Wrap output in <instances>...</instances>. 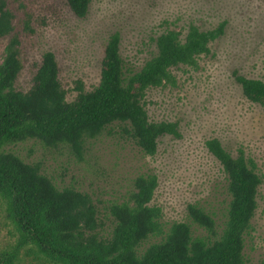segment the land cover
<instances>
[{
  "label": "rangeland",
  "instance_id": "rangeland-1",
  "mask_svg": "<svg viewBox=\"0 0 264 264\" xmlns=\"http://www.w3.org/2000/svg\"><path fill=\"white\" fill-rule=\"evenodd\" d=\"M12 12L22 41L24 68L18 87L29 86L34 65L52 52L64 89L80 82L85 90L100 78L103 46L113 33L120 35V54L130 72L139 71L155 52L154 39L165 31L184 36L188 27L211 30L224 23L223 34L196 67L172 69L173 83L149 89L145 108L150 121L178 124L180 138L162 137L153 156L145 154L115 125L85 142L80 156L66 146L46 147L29 140L4 148L24 162L39 164L58 188L72 187L88 194L96 205L100 233L109 237L114 222L108 207L129 198L138 177L155 175L152 201L161 208V224L190 221L189 206L212 215L223 228L228 195L221 166L205 143L217 139L236 156L242 151L261 176L257 209L245 235L244 264L264 261V109L248 102L236 78L264 75V0H90L87 16L76 18L64 0H3ZM7 40L0 42V64ZM75 93L67 95L74 99ZM193 236L206 232L190 224ZM152 236L140 250L160 241ZM12 225L0 203V252L16 243ZM18 264H41L21 252Z\"/></svg>",
  "mask_w": 264,
  "mask_h": 264
},
{
  "label": "trees",
  "instance_id": "trees-1",
  "mask_svg": "<svg viewBox=\"0 0 264 264\" xmlns=\"http://www.w3.org/2000/svg\"><path fill=\"white\" fill-rule=\"evenodd\" d=\"M64 1L76 18L87 16L90 0ZM223 30L224 23L211 30L190 25L183 37L165 31L154 39V54L136 72L126 68L120 35L113 33L103 46L99 82L89 91L80 82L73 90L64 89L55 55L48 51L34 65L29 86L20 89L22 41L12 12L0 0V42L7 40L0 64V203L17 236L13 247L0 252V264H18L21 252L34 255L41 264H244L245 235L257 209L262 179L251 159L242 151L232 155L217 139L205 146L226 180L229 200L223 228L218 231L203 208L187 209L190 224L202 228L204 237L193 236L187 222L163 230L161 208L152 204L155 175L138 177L129 198L108 207L114 225L104 237L98 209L88 194L58 188L39 164L4 151L8 145L35 140L46 147H69L80 156L86 141L118 125L153 156L162 137L180 138V133L176 122L150 121L147 91L173 83L172 69L196 67L197 59L210 53V45ZM236 80L244 98L264 109V75ZM71 92L75 96L68 101ZM152 236L161 239L141 251Z\"/></svg>",
  "mask_w": 264,
  "mask_h": 264
}]
</instances>
